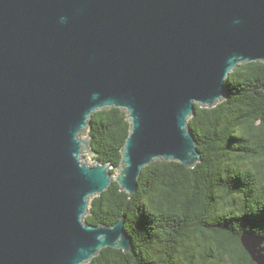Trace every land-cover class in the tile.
Masks as SVG:
<instances>
[{
	"label": "water",
	"instance_id": "95a60500",
	"mask_svg": "<svg viewBox=\"0 0 264 264\" xmlns=\"http://www.w3.org/2000/svg\"><path fill=\"white\" fill-rule=\"evenodd\" d=\"M251 62L264 63V0H0V264L133 252L125 218L86 223L90 201L114 180L133 196L157 160L195 167V104L225 100ZM113 107L131 123L115 175L84 160L83 138ZM241 242L264 264L262 238Z\"/></svg>",
	"mask_w": 264,
	"mask_h": 264
},
{
	"label": "trees",
	"instance_id": "16d2710c",
	"mask_svg": "<svg viewBox=\"0 0 264 264\" xmlns=\"http://www.w3.org/2000/svg\"><path fill=\"white\" fill-rule=\"evenodd\" d=\"M225 83L228 97L213 108L195 104L188 121L202 157L195 167L157 160L133 196L114 180L90 201L86 223L125 218L133 252L107 247L87 264H257L241 238L252 233L264 247V63L240 65ZM130 130L120 108L90 119L93 158L112 175Z\"/></svg>",
	"mask_w": 264,
	"mask_h": 264
},
{
	"label": "rangeland",
	"instance_id": "374dc122",
	"mask_svg": "<svg viewBox=\"0 0 264 264\" xmlns=\"http://www.w3.org/2000/svg\"><path fill=\"white\" fill-rule=\"evenodd\" d=\"M88 135L83 136V138H86ZM94 153L92 152L91 149H84V160L89 164V165H94L96 161L94 160ZM89 214V213H88Z\"/></svg>",
	"mask_w": 264,
	"mask_h": 264
}]
</instances>
